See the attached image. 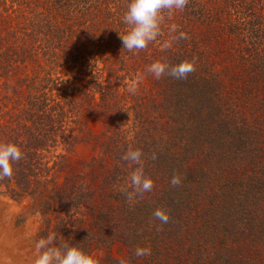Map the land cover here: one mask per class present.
Wrapping results in <instances>:
<instances>
[{"label": "trees", "instance_id": "trees-1", "mask_svg": "<svg viewBox=\"0 0 264 264\" xmlns=\"http://www.w3.org/2000/svg\"><path fill=\"white\" fill-rule=\"evenodd\" d=\"M129 2L0 0V143L24 153L0 193L35 201L38 238L100 264H264V0H189L135 54ZM171 24L188 39L161 50ZM193 58L185 79L146 72ZM136 149L154 187L130 205Z\"/></svg>", "mask_w": 264, "mask_h": 264}, {"label": "clouds", "instance_id": "clouds-1", "mask_svg": "<svg viewBox=\"0 0 264 264\" xmlns=\"http://www.w3.org/2000/svg\"><path fill=\"white\" fill-rule=\"evenodd\" d=\"M189 0H130L127 11L123 16V21L129 26L126 34H120L123 49L133 52L146 49L151 42L157 40L162 35V25L165 23V11L170 18L174 10L183 11ZM169 39L160 44L161 50L171 49L175 41L188 39L185 32L177 33L178 26H169ZM196 58L184 60L175 65H169L161 60H156L146 68V72L152 74L156 79H160L165 74L171 75L176 79H185L196 68ZM144 75L136 74L135 78L128 82L127 90L131 94H136L139 85L143 82ZM143 153L139 150H129L122 159L138 165L130 174L129 183L122 186L120 191L125 195L126 200L132 205L145 192H150L154 187V182L144 174ZM24 157V153L15 143H0V180L11 178L13 175V165ZM152 159H156L153 154ZM181 178L173 175L170 183L173 186L179 185ZM131 189V190H129ZM153 216L162 224L169 221L168 213L157 208ZM56 240L55 233H50L46 239L42 238L35 244L36 258L34 264H100L99 259L93 255L85 253L76 246L67 244L61 247H53ZM136 256L151 255L150 247H137ZM119 264H128V261L121 259Z\"/></svg>", "mask_w": 264, "mask_h": 264}, {"label": "rangeland", "instance_id": "rangeland-1", "mask_svg": "<svg viewBox=\"0 0 264 264\" xmlns=\"http://www.w3.org/2000/svg\"><path fill=\"white\" fill-rule=\"evenodd\" d=\"M38 224L35 201L27 196L14 200L0 193V264H34ZM110 252L120 255L122 248L112 245ZM89 255L101 261L103 251L93 249Z\"/></svg>", "mask_w": 264, "mask_h": 264}]
</instances>
